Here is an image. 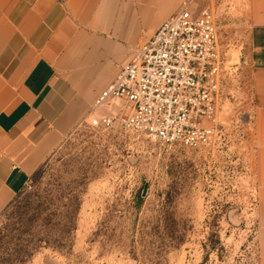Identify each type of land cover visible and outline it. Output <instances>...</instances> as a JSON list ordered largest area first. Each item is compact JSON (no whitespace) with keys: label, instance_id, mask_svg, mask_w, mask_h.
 I'll list each match as a JSON object with an SVG mask.
<instances>
[{"label":"rangeland","instance_id":"obj_1","mask_svg":"<svg viewBox=\"0 0 264 264\" xmlns=\"http://www.w3.org/2000/svg\"><path fill=\"white\" fill-rule=\"evenodd\" d=\"M230 2L208 3L226 65L213 147L159 145L79 119L0 212V264H255L248 29Z\"/></svg>","mask_w":264,"mask_h":264},{"label":"crops","instance_id":"obj_2","mask_svg":"<svg viewBox=\"0 0 264 264\" xmlns=\"http://www.w3.org/2000/svg\"><path fill=\"white\" fill-rule=\"evenodd\" d=\"M248 29L247 168L264 264V0H230ZM210 0H0V212L88 111L133 49Z\"/></svg>","mask_w":264,"mask_h":264},{"label":"built area","instance_id":"obj_3","mask_svg":"<svg viewBox=\"0 0 264 264\" xmlns=\"http://www.w3.org/2000/svg\"><path fill=\"white\" fill-rule=\"evenodd\" d=\"M226 65L209 5L185 4L133 49L93 99L89 129L117 130L159 145L213 147L221 125Z\"/></svg>","mask_w":264,"mask_h":264}]
</instances>
